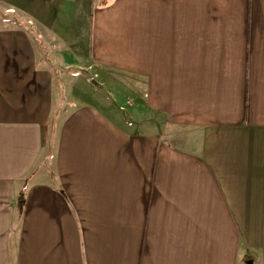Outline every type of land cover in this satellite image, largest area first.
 <instances>
[{"label":"crops","instance_id":"crops-1","mask_svg":"<svg viewBox=\"0 0 264 264\" xmlns=\"http://www.w3.org/2000/svg\"><path fill=\"white\" fill-rule=\"evenodd\" d=\"M0 5V264H264V0Z\"/></svg>","mask_w":264,"mask_h":264},{"label":"rangeland","instance_id":"rangeland-1","mask_svg":"<svg viewBox=\"0 0 264 264\" xmlns=\"http://www.w3.org/2000/svg\"><path fill=\"white\" fill-rule=\"evenodd\" d=\"M108 0H82L83 2V7L86 8L88 6H91L92 7H95L97 5H105L107 3ZM2 6L0 5V20L4 21V20H15L17 19L13 14H8L6 12H3L2 10ZM10 15V16H9ZM38 31L35 30L34 31V34L36 36V48L37 50L40 52V55H41V59L48 64V66L55 72V77H57V75L59 76L58 77V80L60 83H63L62 85V99L63 100H66L67 99H71L70 98V89H69V86H70V83H71V80L70 78H72L71 76L73 77H77V76H80L79 74H83V73H86L84 74V77L85 79H87L85 85L86 86H90V85H94V87H92V94L94 93V90H96L97 88L99 90H102L101 94L104 93V89L106 90V87H104V89H102V85H101V78L98 77V75L96 74V77L93 75L94 74V71L92 72V74L90 73V71L88 72H84V71H81L82 69L79 68V69H66V63L65 62H61L59 59H56L55 56H56V52H52L51 49L48 47V45L46 43H44V41L42 40L43 37L39 36L38 37ZM41 35V34H40ZM54 55V57L52 58L51 56ZM66 64V65H65ZM89 76V77H88ZM87 77V78H86ZM89 78H92L94 80V82H89ZM84 79V81H85ZM63 80V81H62ZM74 82V81H72Z\"/></svg>","mask_w":264,"mask_h":264},{"label":"trees","instance_id":"trees-1","mask_svg":"<svg viewBox=\"0 0 264 264\" xmlns=\"http://www.w3.org/2000/svg\"><path fill=\"white\" fill-rule=\"evenodd\" d=\"M22 202H23V196L21 195L20 197H19V208H20V210H21V204H22Z\"/></svg>","mask_w":264,"mask_h":264}]
</instances>
